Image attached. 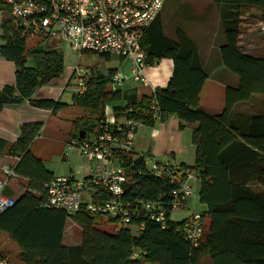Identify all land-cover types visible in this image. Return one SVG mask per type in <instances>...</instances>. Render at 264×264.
I'll return each mask as SVG.
<instances>
[{
	"label": "trees",
	"instance_id": "1",
	"mask_svg": "<svg viewBox=\"0 0 264 264\" xmlns=\"http://www.w3.org/2000/svg\"><path fill=\"white\" fill-rule=\"evenodd\" d=\"M213 2L218 6L223 36L218 49L221 62L239 79L236 87H225L224 105L219 112L208 114L199 103L209 76L195 44L181 29L175 30L173 39L166 37L158 16L144 31L141 47L146 66L162 58L172 61V74L164 88L139 100L120 90L111 91L109 84L116 70L106 68L111 58L103 54L97 55L99 62L90 68L84 90L72 96V107L91 116L86 119L90 122L84 117L74 121L75 128L86 133L85 138L104 121L107 106L116 118L124 116L146 127H153L157 118L164 121L171 115L181 130L185 124L194 125V164L181 165L180 169L182 173L194 172L199 181L198 201L205 206V212L200 213L199 244L192 246L183 239L180 228L185 219L174 221L170 217V193L176 185L169 181L170 169L155 176L148 172L142 158L131 164L129 156L123 157L129 182L122 199L130 203L136 199L160 201L163 225L151 220L140 206L135 207L136 216L128 225L138 228L136 234L115 219L82 212L68 217L62 210L47 207L44 184L50 180L29 150L40 126L22 125L8 151L19 155L14 173L37 183L39 195L23 193L0 215V231L18 247L21 264H197L201 258H208L210 264H264V56L249 55L238 45L244 9H258L264 28V0ZM1 10L4 43L0 45V56L13 62L16 72L15 84L0 91V111L23 102L50 110L62 108L64 105L58 102L33 99L41 86L63 73L62 55L38 48L25 51L26 41L19 38L10 19L4 16L6 9ZM27 58L31 67L26 66ZM105 198L101 190L94 195L97 201ZM68 219L81 230L78 245L62 242ZM103 220L120 225L105 232L100 229ZM135 253L138 256L133 257Z\"/></svg>",
	"mask_w": 264,
	"mask_h": 264
},
{
	"label": "built area",
	"instance_id": "2",
	"mask_svg": "<svg viewBox=\"0 0 264 264\" xmlns=\"http://www.w3.org/2000/svg\"><path fill=\"white\" fill-rule=\"evenodd\" d=\"M164 2L165 0H0V7L6 9L13 30L26 42L40 40L47 45L50 40L58 39L78 56L84 53L105 54L128 62V74L118 70L111 78L109 88L115 91L128 79L146 84L143 78L146 54L141 47V39L144 31L159 15ZM1 9L0 12H3ZM71 73L76 78L78 87L84 90L88 71L76 66ZM137 126L130 119H126L122 125L114 126L113 121L110 122L105 117L90 138H70L65 144V150L75 149L92 160V172L84 180L67 176L52 178L44 184L46 206L62 210L68 217L82 212L90 216L115 219L124 227L130 225L132 217L136 216L135 207L140 206L151 220L163 225L164 210L160 201L136 199L130 203L122 199L125 185L129 182L123 157L129 156L131 164L142 158L132 151ZM144 164L146 165L145 162ZM150 164L149 167L146 165V169L158 177L170 169L169 181L176 184L170 193L171 209L173 211L183 207L192 194L190 180L194 178V172L182 173L178 166ZM2 171L4 178L0 179V215L14 204V199L4 192L7 181L15 175L14 170L4 165ZM98 190L105 193L107 198L94 200ZM87 192L88 197L84 198L83 195ZM180 233L192 246H197L202 236L200 213H193L186 218ZM136 256L138 253L133 254V257ZM0 264H10L1 252Z\"/></svg>",
	"mask_w": 264,
	"mask_h": 264
},
{
	"label": "crops",
	"instance_id": "3",
	"mask_svg": "<svg viewBox=\"0 0 264 264\" xmlns=\"http://www.w3.org/2000/svg\"><path fill=\"white\" fill-rule=\"evenodd\" d=\"M210 3L207 4L206 12L208 13V17L203 19V22L198 23V27L201 29V35L199 41H193L195 47L197 49L199 59L202 65L203 70L208 74L209 79L204 83L203 89L200 93L199 103L202 106V92L204 91L206 84L208 81H212L214 83L209 89L211 92L215 91L216 104L221 103L223 101L224 89L226 86L234 85V78H232V82H229L230 72L223 66L220 56H219V46L223 43L222 38L221 42L216 43L212 39L210 41L206 40L208 34H204L202 31L206 30L208 23V18L210 15H213V11L216 10V15L218 13V6L213 0H208ZM165 2L162 6V9L158 15L159 20L162 24V30L166 37L173 39L175 30L179 29L176 26H180L179 24H174V20H166L162 19V10L164 8ZM178 4H175V10L172 12V16L175 20L176 18L174 12L178 10ZM188 14V13H187ZM2 12H0V45L4 43L2 39V29H1V21H2ZM189 17L182 19L184 24L192 23L194 20H188ZM180 19V18H179ZM178 19V21H179ZM172 24V31L167 30V24ZM219 22V19H218ZM184 26H182L181 30L184 31ZM185 33V32H184ZM186 34V33H185ZM187 35V34H186ZM188 36V35H187ZM189 37V36H188ZM223 37V36H222ZM190 38V37H189ZM60 41L58 39H52L45 45L42 42L36 46L38 49H47V50H58ZM45 45V48L43 47ZM42 47V48H41ZM90 54V53H85ZM95 55V54H92ZM96 56V55H95ZM113 56H110L112 58ZM116 57V66H110L106 68L115 69L116 71L120 70L122 72L130 70V64L125 60ZM26 66L31 67L32 62L30 60V64L27 63ZM88 71L90 69H85ZM173 70V64L170 59L162 58L157 63L151 66H146L143 70V78L146 81V84H142L141 82H135L132 79L126 80L121 87L119 88L124 94L128 96H135L137 100L142 97H150L156 89L164 88L167 85L169 78L171 77ZM15 72L16 67L13 62L7 61L0 56V91L4 86H13L15 84ZM220 75L226 78V81L221 79ZM220 78V79H217ZM71 79L74 80L73 88L67 91L70 85H72ZM110 89V88H109ZM69 92V97L67 101H62L63 94L65 92ZM77 86V80L71 73L70 76L64 80L61 78L52 80L51 82L41 86L34 94L33 99L36 101H52L58 102L64 105L62 108H58L55 110H50L47 108H39L32 106L27 102H23L18 105H7L3 107L0 111V179L4 178V173L2 171V167L7 165L9 167H16L19 163V155L9 153L8 149L11 144H13L18 135L19 129L22 125H39L40 130L37 137L32 141L29 150L31 155L41 162L43 170L46 172L45 177L51 180L54 177L58 176H67L69 178L75 180H84L89 177L93 168V161L82 156L77 151H71L70 153L65 150L66 142L75 136L80 137V132H83L82 138H85L86 133L84 131H79L74 126V121L79 117H84L86 120L87 117L90 118L89 113H85L84 111L72 107V96L77 94L78 92H82ZM219 95V96H218ZM212 105V104H211ZM204 106V105H203ZM108 107V106H107ZM109 112L106 115L105 110ZM104 110L105 117L112 122L114 126L122 125L126 118L124 116L115 117L110 107ZM86 122H90V120H86ZM138 126L134 133L132 151L134 155L142 156L144 162L147 167H149L150 163L163 164L168 166H188L191 167L194 164L195 160V148L191 143V133L194 128L193 124H185L184 128L181 130L179 128V122L175 116L171 115L167 117L164 121H160L158 118L155 120L153 127H146L140 123H137ZM97 128V127H96ZM94 129V131L96 130ZM45 136L47 139L45 143L52 144V141L55 139L56 143H58L57 150L59 160L65 166V170L63 171H55L50 166L46 165L44 159L41 155L35 153L33 151V147L38 141V139H42ZM92 133H88L86 138H90ZM81 158V162H72L70 161V157L73 155ZM59 168V167H58ZM195 175V173H194ZM35 182H32L28 177L19 175L15 173L14 177L10 178L7 181L5 186V194L14 200L18 199L23 193L31 191L32 193L38 196L37 188ZM190 185L192 188L191 196L186 200L184 208L187 209H195L198 210L194 213H204L205 206L200 204L198 201V192H199V181L194 178L190 180ZM94 195V193H92ZM84 198L88 197V192L85 193ZM196 203L198 205L196 206ZM182 207V208H183ZM181 208V207H180ZM172 213V212H171ZM171 215V214H170ZM171 217V216H170ZM72 226L69 228H75V224L72 222ZM75 225V226H74ZM133 234H136L138 228L135 226H128ZM66 232L64 229L63 233V244L65 241ZM73 239V233H72ZM80 239H73L70 244H64L66 246L70 245H78Z\"/></svg>",
	"mask_w": 264,
	"mask_h": 264
},
{
	"label": "rangeland",
	"instance_id": "4",
	"mask_svg": "<svg viewBox=\"0 0 264 264\" xmlns=\"http://www.w3.org/2000/svg\"><path fill=\"white\" fill-rule=\"evenodd\" d=\"M178 4V10L175 13L176 18H180L175 20L172 16V12L175 10V4ZM210 2L208 0H165V5L162 10V19L173 21L174 24H179L180 26H176L177 28L181 29L182 26L184 27V32L190 37V40L192 41H199L200 35H201V29L198 27V23L196 22H203V19H206L208 16V13L206 12L207 4ZM176 11V10H175ZM188 13V14H187ZM5 17H8V13L5 11L4 13ZM186 17H189L190 19L194 20L192 23L184 24L182 19ZM218 13L216 15V10L213 11V15H210L208 18L209 26L207 25L206 30H203L202 32L204 34H208L209 36L206 37L207 41H210L212 39L216 43L219 41L221 42L222 37V31L220 27V22H218ZM167 30L172 31V24L169 22L167 24ZM40 40H30L25 42V51H29L32 49H37L36 46L39 44ZM238 45L244 51L245 53L252 55V56H264V28H262L261 20H260V11L255 8H246L243 11V14L240 19V35L238 39ZM45 48V45H43ZM39 48V47H38ZM42 48V47H41ZM58 51L62 55L63 59V73L59 78L61 80H64L68 78L76 66H79L82 69H90L92 66L96 65L97 62H99L97 55L92 54H81L80 56L73 54L69 51L68 47L64 44H59ZM27 63L30 64V59L27 58ZM116 57L113 56L109 62L105 63L106 67H112L116 66ZM128 74V71H124ZM229 76V82H232V78H234V85H229L231 87H236L238 85L239 79L236 75L233 73H230ZM221 79L223 81H226V78L222 75H220ZM58 79V78H57ZM217 79H220L217 77ZM72 85L67 88L69 91L71 88H73L74 80L71 79L70 82ZM214 83L212 81H208L206 84V87L204 91L202 92V109L208 113V114H214L219 112L224 102L216 104V97H215V91L211 92L209 89ZM78 86V84H77ZM65 92L63 94L62 101H67L69 97V92ZM219 96V95H218ZM212 104V105H211ZM106 114L109 112L106 109ZM47 138L45 136L42 137V139H38L36 141L33 151L39 155H41L44 159V162L46 165L50 166L55 171H63L65 170V166L61 161L59 160L58 156V143H56L55 139L52 141V144L45 143V140ZM71 151H77L75 149L69 150ZM78 152V151H77ZM72 153V152H71ZM70 161L72 162H81V158L72 155L70 157ZM59 167V168H58ZM198 203H196V206ZM198 210L195 209H187V208H176L171 213V219L174 221H180L183 219L188 218L191 214L194 212H197ZM102 223V224H101ZM100 229L105 232H112L115 230L117 226H119L118 223H106V221H100ZM72 221L70 219L67 220L65 224V232L66 237L64 244H70L73 239H80L81 238V230L75 226V228H69L71 227ZM72 233H73V239H72ZM0 252L5 255V257L8 259L10 264H21L19 258H18V247L14 242H12L6 233L0 231ZM197 264H210V261L208 258H201Z\"/></svg>",
	"mask_w": 264,
	"mask_h": 264
},
{
	"label": "water",
	"instance_id": "5",
	"mask_svg": "<svg viewBox=\"0 0 264 264\" xmlns=\"http://www.w3.org/2000/svg\"><path fill=\"white\" fill-rule=\"evenodd\" d=\"M82 134H83V132H80V134H79L80 135V138H82Z\"/></svg>",
	"mask_w": 264,
	"mask_h": 264
}]
</instances>
